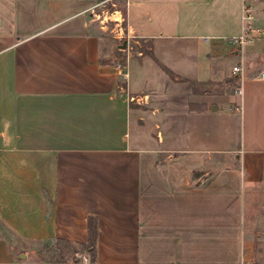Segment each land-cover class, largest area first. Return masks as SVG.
<instances>
[{"label": "crops", "instance_id": "obj_1", "mask_svg": "<svg viewBox=\"0 0 264 264\" xmlns=\"http://www.w3.org/2000/svg\"><path fill=\"white\" fill-rule=\"evenodd\" d=\"M124 3L126 37L151 45L127 49L128 80L94 0H0V264H48L34 244H89L90 218L91 264L250 260L246 200L264 184V32L244 48L232 42L242 0ZM215 57L240 61L213 79ZM216 82L219 93L206 89Z\"/></svg>", "mask_w": 264, "mask_h": 264}, {"label": "rangeland", "instance_id": "obj_2", "mask_svg": "<svg viewBox=\"0 0 264 264\" xmlns=\"http://www.w3.org/2000/svg\"><path fill=\"white\" fill-rule=\"evenodd\" d=\"M104 0H94L97 4H101ZM262 4L264 5V0ZM125 2V1H124ZM121 2V0H113L105 4L100 5L95 9V13L98 15V28L105 41L108 44L110 50V60L116 65L126 64L128 65V59L126 60V55H128L127 49L132 47V54L135 55L138 51H143L144 53H150L149 49L151 45L143 41H139L135 44L136 40L128 39L126 33H124L125 22L121 14L116 12H121L123 15L126 11V4ZM259 22L258 28H260L261 33L264 32V11L258 13ZM118 21V22H117ZM123 21V23H122ZM120 26L118 27L117 25ZM261 34V35H262ZM261 36H258L259 39ZM125 41H128L127 49H122ZM215 59H220L215 57ZM250 59H244V64L248 66L250 70L255 68L256 65L249 61ZM239 59L231 57V59L225 60L220 59L219 62H215L217 67H214L213 79L221 78L222 74L225 75L231 71L234 64L239 63ZM224 85L221 82H216L209 84L206 89L213 93H219ZM234 89V88H233ZM212 134V133H211ZM246 205V220L245 227L246 232L251 240V256L250 260L246 261V264H264V184L261 187L258 194L255 196L247 198ZM35 250V256H40L43 262H48V264H91L93 261V255L89 252L76 245L69 246L64 243L52 242L50 244H34L32 245ZM29 248L31 246H28Z\"/></svg>", "mask_w": 264, "mask_h": 264}, {"label": "built area", "instance_id": "obj_3", "mask_svg": "<svg viewBox=\"0 0 264 264\" xmlns=\"http://www.w3.org/2000/svg\"><path fill=\"white\" fill-rule=\"evenodd\" d=\"M111 1L113 0H104L101 4L95 5L92 8L94 16H96V18L98 17V15L95 13V9H97L100 5ZM124 1L127 2L128 0H124ZM260 1L261 0H242V16H241L242 34L239 38L234 39L232 41L241 48H244L252 44L258 38V36H261L262 34L260 28H258L256 25V11H255V5L258 4ZM119 26L120 24L118 25V27ZM125 68H126L125 66L120 64L118 66V71L120 72V75L123 77L124 80H128L129 72ZM242 71L243 69L239 66L233 68V72L235 74L242 73ZM262 78H264V73H262ZM237 92L241 93L239 89L237 90ZM240 264H246V263H240Z\"/></svg>", "mask_w": 264, "mask_h": 264}, {"label": "trees", "instance_id": "obj_4", "mask_svg": "<svg viewBox=\"0 0 264 264\" xmlns=\"http://www.w3.org/2000/svg\"><path fill=\"white\" fill-rule=\"evenodd\" d=\"M92 221H93V219L90 218V242H89V244L78 245L79 247L86 249L90 254H93L95 251V239H96V234H97L96 227L93 226ZM58 243H64V244H67L69 246L74 245L70 242H64V241H59Z\"/></svg>", "mask_w": 264, "mask_h": 264}, {"label": "water", "instance_id": "obj_5", "mask_svg": "<svg viewBox=\"0 0 264 264\" xmlns=\"http://www.w3.org/2000/svg\"><path fill=\"white\" fill-rule=\"evenodd\" d=\"M128 47V41H125L123 46H122V49H127ZM23 259H25V257L23 256Z\"/></svg>", "mask_w": 264, "mask_h": 264}]
</instances>
